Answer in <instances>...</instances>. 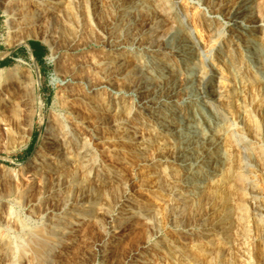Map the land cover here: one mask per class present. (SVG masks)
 Returning a JSON list of instances; mask_svg holds the SVG:
<instances>
[{"label":"bare ground","instance_id":"1","mask_svg":"<svg viewBox=\"0 0 264 264\" xmlns=\"http://www.w3.org/2000/svg\"><path fill=\"white\" fill-rule=\"evenodd\" d=\"M82 1L2 0L11 29L9 40L17 38L23 44L25 34H38L36 29L41 27L54 62L58 61L55 51L65 48L69 52L63 58L66 71L84 82L86 91L75 95L68 87L74 96L68 106L70 119L66 114L51 115L41 148L29 164L34 178L24 191L11 172L14 168L4 165L0 171V201L13 194L19 198L18 210L0 207V264H53L57 251L64 264L143 261L134 254L147 255L143 249L148 239L137 247L127 244L124 251L109 246L111 230L118 231L134 219L142 220L146 231L162 230L163 205L150 195L139 194L148 211L134 209L129 221L114 212L125 201L130 180L122 174L123 167H104L101 159L111 157L112 151L120 154L121 142L131 144L136 171L142 166L153 169L152 182L169 202L173 230L202 226L216 234L225 231L224 243L232 244V234L248 233L251 214L249 209L246 214L243 204L246 197L243 203L240 199L235 203L232 194L246 189L249 206L264 211L261 187L244 178V169H237L246 164L264 169V148L257 143L264 125L256 114L263 119L264 0ZM101 12H108L109 18L101 19ZM93 14L104 22H95ZM84 35L99 46L96 53L79 54L86 47ZM5 70L0 68V77ZM30 73L12 83L18 84L16 99L4 93L0 102V128L14 138L20 133L22 141L26 134L31 137L36 104L41 122L46 120L44 102L35 94L40 81ZM81 109L87 113L84 118ZM25 115L30 119L27 124ZM12 125L20 127L19 133ZM248 133L252 140L247 139ZM237 156L246 164L236 167ZM125 159L120 161L124 166ZM63 210L66 216H57ZM196 210L201 218L194 216ZM209 211L219 213L215 227L210 226ZM85 221L93 228L91 234H98L92 249L86 246L87 235L80 234L88 231L79 232ZM260 227L262 234L258 230L260 234L249 239L261 245L259 258L264 264V226ZM12 228L17 230L14 236L9 235L13 230L6 231ZM122 237L118 235L115 246L122 244ZM168 252V262L162 264H187L184 255Z\"/></svg>","mask_w":264,"mask_h":264},{"label":"rangeland","instance_id":"2","mask_svg":"<svg viewBox=\"0 0 264 264\" xmlns=\"http://www.w3.org/2000/svg\"><path fill=\"white\" fill-rule=\"evenodd\" d=\"M189 1L191 3L196 2V0H194V1L189 0ZM33 6H34L33 4H30L29 9H33ZM77 6H75V7L77 8ZM78 8H79V6H78ZM78 8H77V10H78ZM90 9H92L91 5H90ZM79 10H80V8H79ZM92 13H93V11H92ZM107 13L108 12H106V13L101 12L99 17L101 19H104V21H105L109 18V14L107 17ZM104 15H106V16H104ZM6 18H8V16L5 13V8L3 7V2H2V0H0V68H7V70H5L1 74V77H0V89H1L0 90V102H1V98L6 97L3 95L4 93H8V95L12 96V99H16L17 95L15 92H17V90H18V84L12 85V83H14L15 81L17 82L18 79H22V80L27 79V75L31 72L30 74H32L35 78H38L40 81V83H39L40 85H37L35 87V94L38 93L39 96L42 98V100L44 102L43 112L46 114V120L44 123H42L41 122V112L38 108V105L36 104L35 112L33 115L34 116V126L32 128L31 137H29L30 135L26 134L23 141H22V137L19 135L20 133L18 132L20 127L16 128V126L13 127L14 125H12V127L17 129V132L19 133V134L15 135L16 136L15 138L10 133L8 134V132H7L8 130H6L5 128H0V171L4 170V165L6 167L14 168L15 172L14 171H11V172L13 175L15 174V176H17V178L19 179L18 183L20 184V186H22L20 191H24V189L27 188V185H29L31 183V179L34 178V176L31 177V173L29 172L31 169L29 164L34 160V158L36 157V155L38 153V150L41 148V145L43 142V136L46 134V130H47L51 115L52 116H54V115H60L61 116V115L66 114V117L68 119H70V115H68V111H69L68 106L70 105L69 103L72 102V99L74 96L69 95L70 92L68 91V87H71V89H73L72 90L73 94L76 95L77 93L86 91V87H85L86 84L84 82H81L76 75H72L71 72L68 74L69 71L68 72L66 71L65 62H64L63 58L69 52L65 48H61V49H58L57 51H55V56L58 57V61L54 62V60L52 59L53 50L50 47V45L43 40V38L41 36L42 35L41 27L36 29L37 31H39L38 34H36V33L25 34V39H24L25 42L23 44L19 45V43H17L16 37H15L16 38L15 40L13 38V41L9 40V33L8 32L11 31V29L9 28V26L6 23ZM93 18H94V21L97 22L98 24L104 22L100 18H96L94 16V14H93ZM99 19H100V21H99ZM262 19H264V17ZM167 23L168 22H166V25L162 29H165L167 27ZM262 24L264 25V21L262 22ZM162 29L159 30L158 35H160V33L163 35L162 32H164V31H162ZM162 35H160V37L158 36L159 39L163 38L164 35L163 36ZM85 39H86L85 42L86 43L88 42V43L87 44L85 43L86 47H82L80 49V51H79L80 55H83L85 53H86L85 55H89V53L91 54L92 52L97 50L96 48H99V46L96 43H94V41L90 42L91 40L87 39L86 36H85ZM14 41H16V43ZM35 42L40 43L43 46V49H41V47H39L42 51V58H41L40 62L36 59V57L33 54V56L35 57V60L38 64V67H36L35 62L32 60V58H30L31 57L30 54L33 53V48L31 46V43H35ZM10 43H12L13 45H10ZM96 52L97 51H95V53ZM62 60H63V62H62ZM1 85H4V86H1ZM14 87H15V89H14ZM11 90H12V92H11ZM29 90H31V89H29ZM79 111L82 114L81 117H83V116L85 117V115H87V113L83 109H81ZM256 114H257L258 118L260 117V120L262 121V123L264 125V120H263L264 117H263V119H261L262 116L258 111H256ZM25 116H27V117H24L23 121L25 124H27L28 123L27 121L30 119L28 118L29 117L28 115H25ZM262 127H261L262 128L261 133L264 132V126H262ZM261 133H260V135H258V138H260L261 140L258 139L259 141L257 143L262 148H264V144H263L264 143V133H262V134ZM247 135H250V134L248 133ZM11 137H13V139H10ZM33 138H34V143L32 145ZM247 139L252 140L253 137L247 136ZM260 142H261V144H260ZM121 143H122L121 148L123 150L120 153L121 155L119 153L117 155L116 152L112 151L111 157H106V158H104L105 160L101 159V163L104 165V167L105 166H114L113 168H115V170L116 169L120 170L123 167V171H122L123 173L122 172L121 173L125 176L127 174V176L129 177V180H130L127 183V187H125V190H126V192H124L125 197H126V198H124L125 201H123L122 203H119L118 204L119 206L117 205L114 212L116 214L119 213V216L121 213V217L123 219H125L126 221H129L132 219L130 215H133L130 212L133 211L134 209L135 210L137 209L138 211H141V212L142 211L143 212L148 211L147 210L148 208H146V204L144 203V201L140 200L139 194L143 193V194L150 195V197L152 199L156 200L157 202H159L161 204V207L163 205V207L160 209L161 214L159 215L161 217V218H159V220H160V225H161L160 227H162V230L158 231V229H156L155 230L156 232L154 230L153 231L152 230L146 231L145 228L143 227V221L134 219L132 221L134 223L126 222V224H124L126 226H121L120 230H118L119 232L111 230L113 237L110 238L111 239V245L109 244L110 247H113L114 249L119 250V251H124V248L127 244L131 245L133 247H137L138 245L142 244V242L144 243L145 240L148 239L149 240V242L147 243L148 247L144 248V249L142 248L144 250V252H147V255H146V253L145 254H142V253L134 254V256L139 257V259L140 258L143 259V261L137 260L136 262L138 264H162V263H164V261L168 262L167 255L169 254V252H168L169 249L176 251L177 254H179V255H182V256L184 255L185 257L184 256L183 257L186 259L187 264H246V263L247 264H262V261L259 258L260 255H262V252H261L262 247L260 244H259V246L261 248L258 247L257 244L253 243L252 240H250L251 239L250 235L257 234L258 230H260L259 232L262 234L261 231L263 230L262 229L263 227H260V226H264V211L261 214V213L254 211L252 206H249V205H252V203H250L248 201L249 197H247L248 195H247L246 189H243L240 192H237L236 194L234 193V196L232 194V198H233V200L235 199L234 200V202L236 201L235 203H237L239 199H240V201H242V203L244 200L243 204L246 203L245 205H247V206H245V205L244 206L246 208L249 206L247 209L245 208L247 215H249V213H247L248 209H249L248 212L251 213L250 216L247 217L248 222L247 221L246 222L248 223V226L250 225L251 227L250 226L248 227L249 230H248V228H246V230H248V233H246L247 231L245 233L241 232L243 236L241 235V233H239L240 235L239 234H232V237L234 238V240L232 239L234 241V242H232V244L229 245L228 242L226 244L224 243L227 241L225 231H222L224 234H216L215 230H207L206 227L204 228L202 226L198 227V228H184V229H181L178 231L173 230L172 224H171V218H170L171 215L169 213V205H168L169 202L167 200H165L166 198L163 196V194H161L160 191L155 190L154 183L152 182L155 179L152 176V172H151V171H153V169H151V167H148V166H142L141 167V168H143L142 170L140 168L139 170L137 169V171H136V167H135L136 159L134 157L135 154L134 153L130 154L131 150L129 147L131 144L130 143H124V142H121ZM30 145H32V146H30ZM29 146L31 148H29ZM116 156H118V157H116ZM122 156H124V157H122ZM129 156H132V157L129 158ZM237 157H239V156H237ZM120 158H122L123 160L126 158L125 162L127 164L125 166L122 162H120V161H122V159H120ZM235 159H236L235 160V162H236L235 166L236 167L237 166L239 167L241 164H244V163L246 164V161L242 160L241 157H239V159L243 162H241L238 158H235ZM237 159L240 162H238ZM120 166H121V168H120ZM126 166H127L128 172L126 170H124V167H126ZM253 166L249 167L246 164V166L241 165L237 169H239L238 172H241L244 169L243 170L244 172H241V173H243V175H245L244 178H247L246 179L247 181L250 179L251 182L252 181L256 182L259 185V187L256 183H253V182L252 183L254 185H257L258 188L261 187V191H263V193H264V169L261 168L262 165H259L260 166L259 168L261 170L258 168V164L256 165L257 167L255 166L256 169L255 168L252 169ZM2 167H3V169H2ZM245 167H249L250 171L247 170L248 168H245ZM245 171H247V172L249 171L251 175ZM247 174H248V177H246ZM35 178L38 180V176L37 177L35 176ZM176 191H178V190H176ZM243 191L246 192V196H245ZM137 194H138V196H137ZM237 194H239L238 195L239 197L237 196ZM176 195L178 196L177 192L175 193L174 196L177 197ZM240 195H241V198H240ZM235 196L238 198H236ZM111 197L114 198V196L110 195V199H112ZM163 198H165V199H163ZM243 198H245V199H243ZM241 199H243V200H241ZM263 199H264V194H262V197L260 200H263ZM245 200H246V202H245ZM247 202H249L250 204L249 203L247 204ZM129 203H130V205H129ZM140 203L143 206L145 205L144 208H140V206H139ZM16 204H19V198L17 196H15V194L6 198L3 202L0 201V207H8V205H10V207H12L14 211L19 209L18 205H16ZM197 211L198 210H196L194 212V216L197 215V217L201 218V216H202L201 213L200 212L197 213ZM56 214H57V216L64 217V216H66L67 212L65 213V211L63 210L61 212H59V211L56 212ZM218 214L219 213L217 211H214V212L209 211L207 213V216L209 217L210 222L211 223L213 222V224L210 223V226L215 227V226H217V224H219L220 220H218V219H220V217H218L219 216ZM163 216H164V218H163ZM207 216H206V222H207ZM217 217H218V219H217ZM81 218L82 217H80V219ZM211 218H212V220H211ZM249 218H250V220H249ZM209 219H208V223H209ZM255 221H257V224ZM83 223L84 224L79 226V229H80L79 232L81 230H84V229L86 232L90 231V235L88 234V232L84 233L83 231H81L80 234L82 235V237L87 235L86 237H84V239L86 238V244H87L86 246L88 248L92 249L93 243H95V240L98 239L97 238L98 234L97 235L91 234L93 228L89 225V222L85 221ZM245 226H247V225H245ZM258 227L261 229H259ZM86 229H88V230H86ZM12 230H13V233L9 234V235L14 236L15 235L14 232L17 231V230H15V228L14 229L12 228V229H9L6 231L12 232ZM143 230H145L146 232H144ZM149 231H150V233H148ZM117 232H118V234H117ZM151 232H153V233H151ZM191 232H193V233H191ZM189 233H191V234H189ZM260 233H258V234H260ZM114 234L116 237L114 236ZM119 234L123 235V237L121 238V240H123V241L120 240V242H122V244L120 245L121 247L119 245H117L118 247L115 246L116 242H118L117 237ZM77 235H79V234H77ZM235 235L239 236V237H236ZM181 236H182V238H181ZM237 240H239V241H237ZM199 241H201V242H199ZM242 241H244L245 243ZM123 242H125V243H123ZM162 243L164 244V246ZM233 243L236 244L237 246L234 245ZM122 246H123V248H122ZM168 246H170V247H168ZM230 246H232V247H230ZM166 247H168V251L165 250ZM68 249H70V248H68ZM71 249H73V248H71ZM164 250H165V252H164ZM57 252L55 255H56L58 260H55L56 263L54 262L53 264H57V262H58V264H64V262H63L64 256L60 255ZM98 253L99 254L101 253L100 250L98 251ZM251 256H253V257H251ZM165 258H167V259H165ZM145 260L147 262L148 261L149 262L146 263Z\"/></svg>","mask_w":264,"mask_h":264},{"label":"trees","instance_id":"3","mask_svg":"<svg viewBox=\"0 0 264 264\" xmlns=\"http://www.w3.org/2000/svg\"><path fill=\"white\" fill-rule=\"evenodd\" d=\"M31 46L33 48V54H34V56L40 62L41 61V58H42V51H41V49H43V46L40 43H36V42L35 43H31ZM39 47H41V49ZM33 143H34V138H33V141H32V145H33ZM32 145H30V146H32ZM30 146H29V148H31Z\"/></svg>","mask_w":264,"mask_h":264},{"label":"water","instance_id":"4","mask_svg":"<svg viewBox=\"0 0 264 264\" xmlns=\"http://www.w3.org/2000/svg\"><path fill=\"white\" fill-rule=\"evenodd\" d=\"M32 55H33V53H32Z\"/></svg>","mask_w":264,"mask_h":264}]
</instances>
